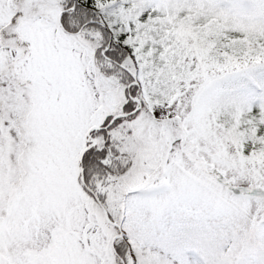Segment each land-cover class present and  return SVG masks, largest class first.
I'll list each match as a JSON object with an SVG mask.
<instances>
[{
	"label": "snow or ice",
	"instance_id": "snow-or-ice-1",
	"mask_svg": "<svg viewBox=\"0 0 264 264\" xmlns=\"http://www.w3.org/2000/svg\"><path fill=\"white\" fill-rule=\"evenodd\" d=\"M165 2L0 0V264H93V253L67 259L53 252L34 259L32 253L47 248L53 237L49 232L41 241L40 233L32 227L35 217L26 227L7 195L8 185L20 170L43 181L61 166L69 177L75 175L80 190L93 201L106 202L108 186L115 181L129 182L125 201L135 217L138 243L133 247L129 235L120 229L119 242L112 245L113 264H193L190 252L196 256L194 264H264V208L254 216L243 214L250 209L253 194L264 193V179H253L249 173L245 191L243 187L232 189L231 185L239 184L243 177L229 169H214L217 176L212 185L189 176L177 159L183 156L179 141L184 138L176 135L183 117L175 118V103H154L159 96L153 95L148 80L143 79L148 69L141 67L143 60L137 52L138 24L157 15ZM183 2L202 5L237 21L264 25V0ZM133 4L139 7L133 9ZM122 10L140 12L138 18L128 19L127 29L120 18ZM113 15L115 23L110 22ZM59 28L70 42L65 47L76 46L73 51L77 55L69 65L72 79L76 81L83 71V80L74 85V91L69 89L63 103L50 107L36 152L21 126L26 93L21 91L20 82L39 64L49 34L59 41ZM47 59L53 69L60 63L50 54ZM213 87L217 94L254 93L261 87L264 97V52L258 50V55L219 78ZM153 129L156 139L168 149L166 162L153 170L149 156L141 170L142 181L131 183L136 150ZM256 150L247 141L243 155L250 156ZM109 219L114 222L116 217L109 214ZM120 223L125 224V220Z\"/></svg>",
	"mask_w": 264,
	"mask_h": 264
},
{
	"label": "rangeland",
	"instance_id": "rangeland-1",
	"mask_svg": "<svg viewBox=\"0 0 264 264\" xmlns=\"http://www.w3.org/2000/svg\"><path fill=\"white\" fill-rule=\"evenodd\" d=\"M57 25L59 27L58 22ZM65 35L63 28H59V41L51 39L49 34L48 40L42 46L39 64L20 82L21 91L26 93L22 101L25 113L21 126L25 134L33 140V150L36 152L40 149V140L49 119L50 107L63 103L67 99L69 89L74 91V85L78 86L83 80V71L76 81L72 79L69 65L77 55L73 51L76 46L72 44L65 47L70 43L64 38ZM49 54L60 61L55 69L50 67L47 59ZM249 60L251 59L248 57H237L225 63H216L194 52L191 57L192 64H195L194 72L187 84H178L176 93L168 87L156 93L159 99L153 101L154 103L163 105L166 101L169 106L175 103V118L180 120L183 117L179 125L180 130L176 133L184 138L179 141L183 145L181 149L183 156H178L177 159L181 169L201 183L215 184L217 171L224 169L243 177L239 184L231 185L233 190L243 187L247 191L246 180L249 173L253 179H264L261 176V170H264V153L251 158L242 156L236 150L231 134L214 121L210 109L217 94L213 87L215 82ZM84 68L86 69L87 65ZM60 81L63 82V86ZM152 84L153 81L149 85L152 87ZM158 87H161V84ZM142 130L143 126L137 134L139 135ZM149 156L153 170L163 166L168 157V149L156 139L155 129L149 139L136 150L134 157L136 170L130 179L131 183L139 184L142 181L141 170L144 168V160L149 159ZM76 160L78 161V156ZM37 163L42 161L38 160ZM29 166H32L31 161ZM19 172L12 178L7 188L12 210L21 213L20 219L24 220L26 227L35 217L36 222L32 227L40 233L41 241H44L45 235L49 232L53 237L47 242V248L41 247L39 252L32 253L34 259L40 260L44 256H51L53 252L56 256L67 259L77 258L78 255L87 257L89 253H93V264L96 260L99 264H113L109 255L105 261L102 252L105 250V241L99 227V221L102 220L101 205L80 190L75 175L69 177L63 166L54 168L52 174L43 181H38L31 172L28 175H24L23 169L22 173ZM97 187L100 191H105L99 188V185ZM128 187V181H115L108 186L107 201L100 202L119 222L121 219L125 220V224L120 223L119 227L124 229L133 247H136L138 242L135 217L130 215L125 201ZM262 208L264 193H254L250 209H246L243 214L254 216ZM115 238L119 239V236ZM189 259L194 264L195 254L190 252Z\"/></svg>",
	"mask_w": 264,
	"mask_h": 264
},
{
	"label": "trees",
	"instance_id": "trees-1",
	"mask_svg": "<svg viewBox=\"0 0 264 264\" xmlns=\"http://www.w3.org/2000/svg\"><path fill=\"white\" fill-rule=\"evenodd\" d=\"M137 7L139 5H132L133 9ZM157 11L158 14L154 17L150 15L146 23L138 24L136 37L139 41L137 52L143 60L141 67L148 69L143 79L149 84L153 81L151 91L155 95L158 90L167 87L176 93L178 84H187L194 72L195 64L191 62L194 52L216 63H225L237 57L252 59L253 55H258V50L264 52V25L259 22L237 21L231 16L199 4L184 3L183 0H166ZM139 15L138 11L120 12L126 29L128 19H136ZM110 22H116L115 15ZM149 77L152 79L149 80ZM160 84L161 87H158ZM261 91V87H256L254 93L216 94L210 107L214 121L231 134L236 150L247 158L264 153V127H261L264 125V97H261ZM24 113L25 110L22 115ZM247 141L257 149L250 156L243 155ZM101 215L99 227L105 241L102 252L105 261L108 255L113 261L115 253L110 239L117 228L104 219L102 212ZM114 241L119 242V239Z\"/></svg>",
	"mask_w": 264,
	"mask_h": 264
},
{
	"label": "water",
	"instance_id": "water-1",
	"mask_svg": "<svg viewBox=\"0 0 264 264\" xmlns=\"http://www.w3.org/2000/svg\"><path fill=\"white\" fill-rule=\"evenodd\" d=\"M97 126H98V125H92V127H97ZM86 134H87V133H86ZM78 159H79V157H78ZM102 211H103V215H104L105 219L108 220V221H110V220L108 219L107 211L105 210V208L102 207ZM110 222L113 223L114 225H116V226L119 228V226H118L117 223H115V222H113V221H110ZM118 234H120V231H119L116 235H118ZM116 235H114V236L112 237V239H111V246L113 245V240H114V238L116 237ZM112 247H113V246H112Z\"/></svg>",
	"mask_w": 264,
	"mask_h": 264
}]
</instances>
